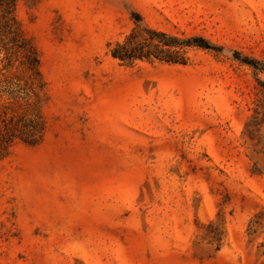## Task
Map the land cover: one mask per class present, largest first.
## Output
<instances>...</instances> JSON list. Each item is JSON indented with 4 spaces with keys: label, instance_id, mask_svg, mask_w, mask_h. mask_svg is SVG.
<instances>
[{
    "label": "rangeland",
    "instance_id": "rangeland-1",
    "mask_svg": "<svg viewBox=\"0 0 264 264\" xmlns=\"http://www.w3.org/2000/svg\"><path fill=\"white\" fill-rule=\"evenodd\" d=\"M145 25L187 65L121 64ZM44 86L0 40V264H264V0H17Z\"/></svg>",
    "mask_w": 264,
    "mask_h": 264
},
{
    "label": "trees",
    "instance_id": "trees-1",
    "mask_svg": "<svg viewBox=\"0 0 264 264\" xmlns=\"http://www.w3.org/2000/svg\"><path fill=\"white\" fill-rule=\"evenodd\" d=\"M17 0H0V40H7L10 50L23 59V65L30 72V79L35 85L38 81L44 86L40 71V58L36 47L25 36L15 10ZM135 27L122 43L111 48V56L126 66H133L138 61L163 62L175 65H187L190 61L189 50L202 48L219 51L209 41L201 37H179L145 25L142 16L134 13ZM255 70L264 72V63L254 60L247 62ZM45 126L40 116L10 123L0 130V146L19 138L27 144L35 145L43 137Z\"/></svg>",
    "mask_w": 264,
    "mask_h": 264
}]
</instances>
